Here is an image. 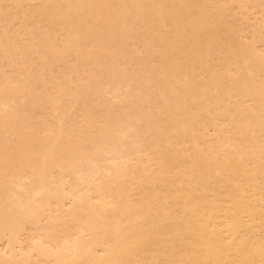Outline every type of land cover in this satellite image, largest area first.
Wrapping results in <instances>:
<instances>
[{
    "label": "bare ground",
    "instance_id": "obj_1",
    "mask_svg": "<svg viewBox=\"0 0 264 264\" xmlns=\"http://www.w3.org/2000/svg\"><path fill=\"white\" fill-rule=\"evenodd\" d=\"M0 264H264V0H0Z\"/></svg>",
    "mask_w": 264,
    "mask_h": 264
}]
</instances>
